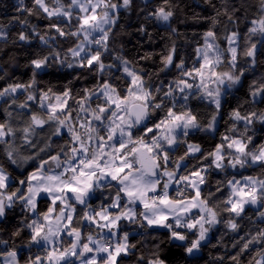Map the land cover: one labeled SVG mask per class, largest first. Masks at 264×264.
<instances>
[{
    "label": "snow or ice",
    "instance_id": "obj_1",
    "mask_svg": "<svg viewBox=\"0 0 264 264\" xmlns=\"http://www.w3.org/2000/svg\"><path fill=\"white\" fill-rule=\"evenodd\" d=\"M33 3L56 35L46 38L33 26L40 43L52 52L30 61L28 82L0 88L4 155L18 167L33 164L32 171L17 178L0 163V221L19 206L25 216L12 236L27 232L21 247L0 238V264H21V248L31 253L23 264H125L123 258L136 248L125 223L139 225L142 235L163 230L173 247L183 253L184 264H199L217 225L239 233L240 221L245 219L256 231L239 236V252L231 260L241 264L240 255L255 250L248 264H264V143H256L254 135L248 134L254 125L264 126V109L241 112L240 107L234 108L229 113L231 125L219 134L220 142L211 150L204 151L201 144L189 139L193 132H218L222 98L243 85L246 73H252L253 79L245 103L264 104V73L256 74L258 65L264 64L258 59L264 55V0L250 21L242 53L238 31L224 35L227 47H221L220 37L212 29L194 49L191 67L178 56L175 44L168 48L155 73L159 77V73L176 69L166 87L163 80L154 86L150 82L153 74L144 75L143 69L111 46L121 10H130L133 0ZM172 7L171 0H162L148 15L167 24L174 14ZM26 10L31 13L34 9ZM229 19L233 17L229 15ZM256 36L260 39L253 42ZM58 37L75 41L63 57L51 43ZM6 38L0 32V39ZM31 39L23 32L19 35L20 41L30 43ZM106 54L113 63L105 62ZM241 55L246 57L244 65L239 62ZM148 58L150 54L142 57ZM53 60L68 68L88 70L100 79L92 87L76 91L71 81L63 90L38 87V77ZM117 67L122 75L115 80L121 83L113 81L111 70ZM201 99L214 106L206 124L190 106L191 100ZM190 159L200 166L189 168ZM248 169L254 174H246ZM210 170L224 173V180L216 182V192L228 189L216 199V193L204 190ZM98 193L107 202L94 206L90 201ZM45 200L48 203L42 209ZM252 208L257 210L255 219L248 215ZM223 213L228 214L226 218ZM256 245L260 248L255 249ZM144 260L141 255L138 264ZM146 264L166 261L155 252Z\"/></svg>",
    "mask_w": 264,
    "mask_h": 264
},
{
    "label": "trees",
    "instance_id": "obj_2",
    "mask_svg": "<svg viewBox=\"0 0 264 264\" xmlns=\"http://www.w3.org/2000/svg\"><path fill=\"white\" fill-rule=\"evenodd\" d=\"M161 4L162 0H133V7L130 10H121L117 27L113 30L114 40L111 42V46L115 52L133 62L137 69H143L144 75L153 74L150 82L154 86L163 80L165 87L176 76V69L159 73V77L155 73L162 67L161 58L166 54L168 48L175 44L178 56L184 58L188 66L191 67L192 60L195 58L194 49L198 43L203 44V34L212 29L221 38L232 31H238L240 33L239 51L242 53L247 47L244 37L248 28L251 27L250 21L256 18L260 8V0H171L173 5L171 10L174 14L169 21V30L164 31L158 27L155 18L148 15ZM35 8L33 0H23V4L20 3V0H0V30L7 36L6 39H0V76L3 77L0 79V88L5 87L8 83L28 82L32 73L30 61L52 52V48L40 43L38 35L33 32V26H35L37 33L45 35L46 38L48 35L55 36L56 33L54 30L49 31L50 21L44 18L42 12L37 14ZM26 9L34 10L30 13ZM234 9L239 10L234 11ZM229 15L233 19L230 20ZM213 20H215V25H213ZM141 26L144 28L143 32L140 31ZM172 28H175L176 31L172 32ZM22 32L32 37L30 43L19 40V35ZM259 39V36L252 38L253 42ZM51 43L53 48L58 50L63 57L67 49L74 46L75 41L72 38L58 37ZM219 43L224 44L225 40L219 39ZM146 54H150V58L142 59ZM258 59L264 61V55L259 56ZM104 60L106 63L114 62L109 54L105 55ZM245 60L246 57L241 55L240 64L244 65ZM115 63L118 64L119 62L116 61ZM111 71L113 81L121 83V81L115 80V76L122 75L119 68H113ZM261 73H264V64L257 67L256 74ZM77 76L80 79H76ZM38 79L40 80L38 87L46 88L51 85L56 90H63L64 86L71 81V87L76 91L85 87H92L100 78L88 70L68 68L66 65H61L53 60L50 61V67L41 73ZM252 79L253 74L246 73L243 85L233 89L230 94L222 98V109L216 124L218 132H193L189 137L190 142L201 144L204 151L211 150L215 144L220 142L219 134L225 133L231 125L229 113L234 108L240 107L241 112H247L253 108L256 110L264 109V104L245 103V100L249 99L247 97L248 84ZM2 106L0 104V107ZM190 106L203 117L202 122L205 124L214 111V106L203 99L191 100ZM3 119H5L4 113L0 111V120ZM253 128L254 131L248 134L254 135L256 143H264V126L256 124ZM0 163L4 164L7 170L17 178H23L33 170V165L23 171L11 165L2 149H0ZM194 164L197 167L200 166L199 161L190 159L188 167L191 168ZM246 174H254V170L248 169ZM218 180H224V173L210 170L204 190L206 193L209 191L216 193L213 199L225 195L228 191L227 188H224L223 193L216 192ZM47 203L46 200L43 201L40 208H46ZM255 213L251 209L248 211V215L253 216V219H255ZM227 215V213H223L222 217L226 218ZM24 216L25 213L21 211L19 206L10 209L0 223V238L9 241L10 244L14 243L17 247L25 244L26 231L20 237L12 236L13 230L20 225ZM240 223L242 227L239 233L231 232L224 228L223 224L217 225L211 233L209 242L202 250L199 264H233L231 257L239 252L240 244L237 243L239 236L244 235L248 230L256 231V228L248 220H242ZM132 229L136 230V234L130 235V243L136 244V248L131 250V255L123 258L125 264H138L141 255L144 256L145 260L139 261V264H146V260L151 258L155 252H159L166 264H184L180 259L183 253L173 247L163 230H158V232L150 230L149 233L142 235L143 230L139 226ZM132 229L126 228L125 230ZM234 244L236 247H233ZM157 245H159L158 248ZM258 248L260 245L255 246V249ZM20 255L22 257L21 264H23V261L31 253L27 248H21ZM253 255H255V250L241 254L239 257L241 264H248ZM220 257L223 259H219Z\"/></svg>",
    "mask_w": 264,
    "mask_h": 264
},
{
    "label": "rangeland",
    "instance_id": "obj_3",
    "mask_svg": "<svg viewBox=\"0 0 264 264\" xmlns=\"http://www.w3.org/2000/svg\"><path fill=\"white\" fill-rule=\"evenodd\" d=\"M146 1H149V0H146ZM156 23H157L158 27L161 28L162 30H164V31L169 30V22H168L167 24H165L164 22H160V21H157V20H156ZM0 32H3V31L0 30ZM3 33H4V32H3ZM218 37H220V39H222L221 36H218ZM218 43H219V40H218ZM220 45H221V47H227V43H226V41H225L224 44H220ZM20 143H21V142H20L19 140H17V146H19ZM0 149H2V151H3V146H2V145H0ZM19 150H20L21 153H23V154H25V155L28 154V151H27L26 149H24V148H20ZM31 151L34 153V152L36 151V149H32ZM3 153H4V152H3ZM11 165H13L14 167L19 168L21 171H23L25 168H27V167H29V166H31V165H33V164L30 162V163L24 165L23 167H18L17 165H14V164H11ZM105 195H107V193H105ZM102 201L104 202L103 196L100 195V194L98 193L96 196H94V197L92 198V200H91L90 202H91L94 206H97V205L101 204ZM42 209H43V208H42ZM135 226H139V225H133V224H127V223H125L124 228H125V229H126V228H128V229H132V228H135ZM128 232L130 233V235L136 234V230H134V229L129 230ZM211 233H212V232H211ZM211 233L209 234V240H210V238H211ZM200 255H201V254H200Z\"/></svg>",
    "mask_w": 264,
    "mask_h": 264
},
{
    "label": "water",
    "instance_id": "obj_4",
    "mask_svg": "<svg viewBox=\"0 0 264 264\" xmlns=\"http://www.w3.org/2000/svg\"><path fill=\"white\" fill-rule=\"evenodd\" d=\"M251 210H252L253 212H257V210H256L255 208H252ZM3 220H4V219H3ZM3 220H2V221H3ZM2 221H0V223H1Z\"/></svg>",
    "mask_w": 264,
    "mask_h": 264
}]
</instances>
